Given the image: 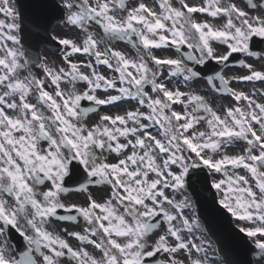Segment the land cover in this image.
<instances>
[{"label": "snow or ice", "instance_id": "obj_1", "mask_svg": "<svg viewBox=\"0 0 264 264\" xmlns=\"http://www.w3.org/2000/svg\"><path fill=\"white\" fill-rule=\"evenodd\" d=\"M242 3L156 0L150 7L140 0L134 6L128 0H49L42 7L83 32L84 39H59L65 67H50L37 56L41 76L22 77L29 59L18 35L20 13L16 0H0L5 17L0 19V237H6L0 264H62L64 259L71 264H208L203 241L184 234L200 227L195 213L190 218L185 210L207 187L208 177L198 175L205 168L224 177L212 181L218 194L213 203L250 224L238 229L250 238L240 264H254L253 253L264 264V102L254 92L231 87V80L210 64H227L236 53L264 61V0ZM201 13L222 23L198 21ZM92 27L103 37L97 38ZM112 42L127 44L136 56L112 47L101 50L102 43ZM216 44L226 50L218 51ZM173 48L180 54L175 58L154 55ZM75 54L89 59L74 60ZM239 63L248 70L239 81L264 84V63L260 69ZM172 78L186 86L205 79L236 106L221 115L203 95L170 87ZM78 82L86 85L83 91H77ZM124 101L135 106L87 122L99 106ZM177 104L183 111L175 109ZM201 123L203 131L197 128ZM240 142L242 151L229 155L227 149ZM91 185L106 186L107 198L62 201L63 194L86 193ZM54 220L80 228L64 229L79 242L76 247L49 230ZM12 231L25 242L18 257L8 254ZM159 253L168 259H157Z\"/></svg>", "mask_w": 264, "mask_h": 264}, {"label": "flooded vegetation", "instance_id": "obj_2", "mask_svg": "<svg viewBox=\"0 0 264 264\" xmlns=\"http://www.w3.org/2000/svg\"><path fill=\"white\" fill-rule=\"evenodd\" d=\"M188 1L193 3V4H199L195 0H188ZM173 2H174V4H177L178 0H173ZM233 2L236 3L240 7L244 6L242 3V0H234ZM195 19H197L198 21L203 20V16L201 14H197ZM221 23H222L221 20L216 19L214 24L220 25ZM214 47H216L217 50L220 52H223L226 50L225 46H223V45L216 44V45H214ZM189 66H192V65L190 64ZM198 89H199L198 83H196V91H195L196 93H198ZM189 91H191V89H189ZM125 110H128V109L126 107H118V106L107 107V108L102 109V111H103L102 114H95V115H91L90 117H88L87 122L89 124L96 123V122H99V117L101 115H104V114H109V115L124 114ZM109 158H111V157H109ZM37 190H40V189L38 188ZM107 194H108V188L106 186H94V187H90L86 193H77L75 191L65 193L62 195L61 199L66 204H71V203L83 204L86 196H92V197L100 200L101 198H107ZM81 223H83V222L81 221ZM64 229H67V231H69V232L80 231L79 227H75V226H73V224L68 223V222H63V221H55L54 220L51 222V225L49 227L50 231L54 230V231L60 232L61 235H65V238L69 240V243L73 247H76L79 244V242L75 238L68 237L64 233ZM29 234H31L30 229H29ZM5 239H6V237H0V244H2ZM150 243H151V241H150ZM24 244H25V242L22 241L21 237L15 231H12L11 232V239H8V254L11 256L18 257V249H22L24 247ZM88 250L90 252H92L94 255L97 254V252H98V250H96L94 252L93 248L91 246H88ZM33 254L37 256V259H39L38 254H36V253H33ZM62 264H71V261L68 259H64L62 261Z\"/></svg>", "mask_w": 264, "mask_h": 264}, {"label": "rangeland", "instance_id": "obj_3", "mask_svg": "<svg viewBox=\"0 0 264 264\" xmlns=\"http://www.w3.org/2000/svg\"><path fill=\"white\" fill-rule=\"evenodd\" d=\"M151 1V0H150ZM153 2H154V0H153ZM135 3L136 2H134L133 3V6L135 5ZM2 15L3 14H0V19H4L5 17H2ZM72 31L74 32V33H72ZM91 31V30H90ZM54 32L56 33V35L58 36H60V37H64V38H72V39H74V40H76L77 42H82V40L84 39V36H82V34L84 35V33L83 32H81V31H77V30H72L71 28H70V26H68L67 24H63V25H61V24H57V26L55 27V29H54ZM92 32H97V33H99V35H98V37L97 38H101V31L98 29V28H96V27H93L92 28ZM53 61V59H49V60H47L46 61V63H48V65L50 66V67H55V66H57V64L56 63H54V62H52ZM62 64L64 65V66H66L63 62H62ZM60 66V65H59ZM254 66L257 68V69H260V63H255L254 64ZM29 73H32V74H35V75H39V74H41L42 73V70L41 71H38V70H36L35 69V67L34 66H31L30 64L28 65V67H26L25 69H23L22 71H21V73H20V75L23 77V76H28L29 75ZM176 82V81H175ZM82 86V85H81ZM253 88H255V87H253ZM49 90H51V89H49ZM83 91V90H82ZM255 98H256V96H255ZM220 105H221V103H217V106L218 107H220ZM229 107V104L228 105H226V108H228ZM244 148V142H240V144L238 145V147H235V148H228L227 149V152H228V154L229 155H234V154H239L241 151H242V149ZM233 151V152H232ZM217 158H219V157H217ZM221 177H218V178H216L215 177V180H218V179H220ZM224 178V177H223ZM193 234L194 235H199L200 236V234H199V229H196V230H194V232H193ZM205 245V244H204Z\"/></svg>", "mask_w": 264, "mask_h": 264}, {"label": "water", "instance_id": "obj_4", "mask_svg": "<svg viewBox=\"0 0 264 264\" xmlns=\"http://www.w3.org/2000/svg\"><path fill=\"white\" fill-rule=\"evenodd\" d=\"M56 20L58 19V18H55ZM208 190H210V187H209V178H208V184H207V187H206ZM210 227V231H211V233L216 237V238H218L219 240H220V238L217 236V230L215 229V228H213V226H209ZM241 240L243 241V242H241V244L243 245V244H245L246 245V243H247V241H246V239H244V238H241ZM246 251L247 249H246V247L244 246V249H243V251ZM223 251L224 252H227V250L223 247ZM229 258H233L231 255H229Z\"/></svg>", "mask_w": 264, "mask_h": 264}, {"label": "bare ground", "instance_id": "obj_5", "mask_svg": "<svg viewBox=\"0 0 264 264\" xmlns=\"http://www.w3.org/2000/svg\"><path fill=\"white\" fill-rule=\"evenodd\" d=\"M2 17H4V16L2 15ZM72 33H74V32H72Z\"/></svg>", "mask_w": 264, "mask_h": 264}]
</instances>
